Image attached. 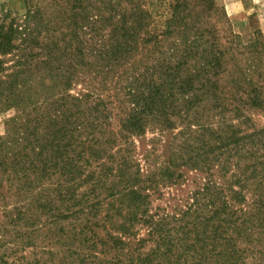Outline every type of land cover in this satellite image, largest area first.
I'll return each mask as SVG.
<instances>
[{
    "label": "trees",
    "instance_id": "obj_1",
    "mask_svg": "<svg viewBox=\"0 0 264 264\" xmlns=\"http://www.w3.org/2000/svg\"><path fill=\"white\" fill-rule=\"evenodd\" d=\"M147 15L139 0H52L46 9L30 11L33 24L0 27V50L17 34L25 33L28 45L41 44L46 24L47 33H58L45 43L50 57H70L58 70V76L67 71L63 89L22 106L0 143V264H177L181 244L186 256L208 249L210 264H238L246 252L264 255V127L241 109L264 108V98L233 103L240 124L226 118L198 129L189 124L188 136L170 143L169 158L144 171L129 136L144 133L150 117L170 115L159 110L162 87L156 84L151 95L139 98L143 107L124 121L121 148L120 136L108 127L111 112L90 103L92 91L71 92L84 66L97 75L109 73L130 54ZM18 84L0 82V89L10 90L9 106ZM147 155L158 157L157 148ZM182 165L207 171L203 188L180 213L152 212L154 196L177 184ZM7 182L9 194L2 191ZM189 216L195 219L186 221ZM136 223L147 226V237L137 239ZM151 241L154 246L142 251Z\"/></svg>",
    "mask_w": 264,
    "mask_h": 264
},
{
    "label": "rangeland",
    "instance_id": "obj_2",
    "mask_svg": "<svg viewBox=\"0 0 264 264\" xmlns=\"http://www.w3.org/2000/svg\"><path fill=\"white\" fill-rule=\"evenodd\" d=\"M51 1L0 0V27L7 30L12 25L33 24V19L28 21L30 11L46 9ZM139 1L148 15L130 54L117 62L109 73L97 75L91 72L90 67L84 66L80 72L82 76H75L71 92L74 95L93 93L90 103L95 101L93 104L99 103L100 109L111 112L108 127L120 136L117 142H120L119 146L125 141L121 134L124 121L129 119L136 106L143 107L138 104L139 98L151 95L153 91L150 89L156 84L162 87L160 99L163 101L159 110L168 109L172 125L166 121L169 117L162 111L164 114L158 115V119L149 118L144 133L136 132L129 136L136 160L147 171L169 158L173 149L169 147L170 143L183 141L191 129L189 124L198 129L199 124L221 123L224 118L240 124L241 120L237 118L239 113L232 110L233 103L257 94L264 98V0ZM45 13L48 17L52 16V11ZM41 28L43 33L38 37L41 44L28 45L24 40L25 33L17 34L12 38L8 50H0V82H20L15 91L18 96L11 97L12 106L6 103L10 90L0 89V143L16 124L15 117L22 113V106L33 99H44L53 94L52 90H55L54 93L61 91L63 80L67 79V71H62L58 76V70L60 66L69 64L70 57L54 61L45 44L47 40L56 39L58 33L55 30L47 33L46 24ZM47 35L50 39H46ZM46 60L52 61L46 64ZM46 67L47 73L41 70ZM181 83L186 85L183 91L178 88ZM38 92L41 93L39 99L36 96ZM194 101L198 105L194 106ZM241 109L253 118L252 123L256 127H264L263 106L256 109L246 105ZM182 131L185 135L180 133ZM155 148L158 157H148L147 154L153 153ZM177 170L179 175L174 179L177 184L162 187V196L160 193L154 196L152 212L180 213L181 209H187L194 202V192L203 188L207 171L186 165ZM9 188L10 182H7L2 191L9 194ZM194 219L195 216H189L186 221ZM193 225L190 222L187 227L193 228ZM133 231L137 233V239L148 234L147 226L141 223H136ZM115 232L121 233L120 230ZM196 232V229L192 231L193 238ZM154 243H146L142 251L148 252ZM184 249V245H179L177 264L214 262H208V249L192 251L190 256L183 254ZM229 262L221 261L224 264ZM238 262L264 264V255L246 252L238 258Z\"/></svg>",
    "mask_w": 264,
    "mask_h": 264
}]
</instances>
